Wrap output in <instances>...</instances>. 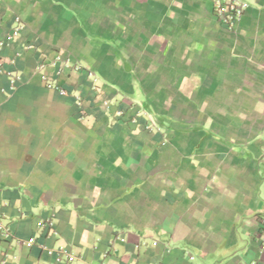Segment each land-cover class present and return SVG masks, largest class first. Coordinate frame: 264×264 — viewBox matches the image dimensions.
<instances>
[{"label":"crops","instance_id":"crops-1","mask_svg":"<svg viewBox=\"0 0 264 264\" xmlns=\"http://www.w3.org/2000/svg\"><path fill=\"white\" fill-rule=\"evenodd\" d=\"M237 1L229 28L213 0H0V264L262 258L264 0Z\"/></svg>","mask_w":264,"mask_h":264},{"label":"built area","instance_id":"built-area-1","mask_svg":"<svg viewBox=\"0 0 264 264\" xmlns=\"http://www.w3.org/2000/svg\"><path fill=\"white\" fill-rule=\"evenodd\" d=\"M215 5V11L217 16L222 20V22L228 26L229 28L234 27L237 20L241 17V15L244 12L245 5L240 3L237 0H213ZM19 30V27L15 28V32L17 33ZM14 34L9 35L8 39L11 41ZM5 45V42L0 40V51L2 50L3 46ZM2 66V61L0 58V67ZM49 86L53 87L54 85L49 84ZM56 88H60L59 86H56ZM62 92L65 90L63 88H60ZM0 231L4 234H9L10 230L8 227L4 225V223L0 219ZM260 249L262 253V258L260 260L254 261L253 264H264V228L263 232L261 234L260 238Z\"/></svg>","mask_w":264,"mask_h":264}]
</instances>
